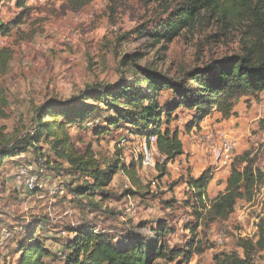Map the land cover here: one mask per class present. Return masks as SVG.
I'll return each mask as SVG.
<instances>
[{
    "label": "rangeland",
    "instance_id": "obj_1",
    "mask_svg": "<svg viewBox=\"0 0 264 264\" xmlns=\"http://www.w3.org/2000/svg\"><path fill=\"white\" fill-rule=\"evenodd\" d=\"M1 2L0 25H9L10 32L0 40V47L11 48L15 56L6 75L0 77V144L35 132V112L50 100L73 102L96 85L115 93L118 87L138 83L143 70L180 78L193 68L239 51L238 40L223 37L214 26L185 33L165 51L164 44L153 47L152 40L143 38L139 30L143 25L154 28L168 16L156 4L147 6L141 0H28L27 10L18 8L16 0ZM139 86V93L146 94L145 85ZM176 98L169 90L160 95L164 123L166 107ZM253 99L256 122L250 125L252 136L239 147L234 166L242 169L245 163L252 164L261 170L264 186V93ZM116 105L133 110L123 102ZM77 108L89 116L68 126L73 141L80 153L92 147L103 170L116 165L114 178L104 194L87 191L93 179L70 174L69 166L56 163L45 143L6 160L0 167V235L3 230L10 232L3 254L7 264L17 263L19 246L27 243L32 233L59 256L72 237L68 230L87 223L106 232L120 249L131 250L136 240L163 245L166 252L184 251L190 245L198 249L190 261L181 256L176 262L161 260L160 264H223L230 256L264 264V195L252 202L239 200L226 220L209 216L203 208L206 203L210 209L226 190L231 167L211 178L203 203L188 186L194 179L191 174L200 171L180 159L168 165L165 177L156 166L139 168L134 173L135 184L125 175L124 165L136 162L140 149L137 143H122L124 137L137 139L129 135L133 125L124 122L94 135L97 127L107 126L116 117L115 111L93 100ZM177 113L170 118V129L186 132L191 113ZM154 154L156 164L162 163L164 158ZM198 155L207 170H214L203 151ZM40 156L50 162L43 169L52 178L50 183L63 182L58 195H50L49 188L28 195L24 185L13 179L21 162L34 166ZM57 260L46 262L63 264L61 257Z\"/></svg>",
    "mask_w": 264,
    "mask_h": 264
},
{
    "label": "trees",
    "instance_id": "obj_2",
    "mask_svg": "<svg viewBox=\"0 0 264 264\" xmlns=\"http://www.w3.org/2000/svg\"><path fill=\"white\" fill-rule=\"evenodd\" d=\"M141 2L147 6L156 4L163 9V15L168 16L154 28L147 29L143 25L139 30L143 38L152 40L153 47L164 44L165 51L169 44L185 33L204 26H214L223 37H235L239 51L202 67L193 68L190 73L180 78L169 77L155 70H143V76L138 83L118 87L115 93L108 92L105 86L96 85L82 92L81 97L73 102L58 104L50 100L35 112V132L28 133L21 140L0 144V167L6 160L16 159L15 157L22 156L30 148L37 149L40 144L45 143L51 147L57 158L56 163L69 166L70 174L93 179L94 182L87 187V191L104 194L114 178L112 172H115L116 165L103 170L92 147L85 153H80L68 128L73 122L87 120L89 112L80 111L77 106L93 100L106 105L108 110H113L116 114L107 126L97 127L94 135L107 133L111 126H119L124 122L133 125L129 134L131 136L150 138L155 135L157 150L165 157V161L158 163L156 168L160 176L165 177L168 165L184 154L179 130L170 129V118L178 114L177 111L191 113V121L186 130L192 131L194 127L200 128V124L215 112L221 113L227 120L236 117L238 113L234 111V107L237 99L256 98L264 93V0ZM27 3L28 0H16L17 7L24 10L28 9ZM9 32V25H0V40L8 36ZM14 56L11 48L0 47V77L6 75ZM189 82L193 86H188ZM140 83L147 88L144 95L139 93ZM166 90L174 92L177 98L166 107L168 119L164 123L163 107L159 98ZM116 102H123L126 107L132 106L133 110L123 109V105H116ZM164 125L165 128L162 129ZM38 158L45 160L43 156ZM49 165L50 162L46 159L44 168ZM234 165L233 163L231 166L226 190L218 195L210 209L203 203L212 180L209 170L204 171L200 178L188 182L209 216L226 220L234 212L239 200L252 202L256 188L263 184L261 170L252 167V164L247 162L242 169ZM126 166L124 165L125 175L136 184L134 173L138 170V163L133 161ZM95 227L87 223L68 230L67 233L72 237L64 245L68 255L65 260L61 259L63 264H160L161 260L176 262L181 256L190 261L194 251L198 250H193L194 245H190L184 251L166 252L163 245H153L146 240H136L135 247L131 250L120 249L114 239L104 231H96ZM160 231L163 232V227H160ZM34 236L32 233L27 243L20 244V257L16 264H48L47 260L57 262L59 256H55L45 247L43 241ZM227 258L223 264H249L247 259L234 256Z\"/></svg>",
    "mask_w": 264,
    "mask_h": 264
},
{
    "label": "built area",
    "instance_id": "obj_3",
    "mask_svg": "<svg viewBox=\"0 0 264 264\" xmlns=\"http://www.w3.org/2000/svg\"><path fill=\"white\" fill-rule=\"evenodd\" d=\"M203 140L205 141L204 154H206L207 158L212 161V169L215 171L223 170L230 168L234 163V160L237 156V151L239 147V140L234 138L229 133L223 130H215V132L208 133L204 135ZM130 142L137 143L140 149V156L136 158V162L138 163V169H154L156 164L155 154L160 155L157 150L156 142L157 137L153 135V137H139L137 139L130 140L129 137H124L122 139L123 145H129ZM163 162L165 161V157ZM162 162V163H163ZM45 160L43 158H39V160L35 163V165L27 164L26 162H21L14 173L13 179L19 184H23L28 195L36 192L40 189L49 188L50 195H58L62 192V181H55L54 183H50L52 178L46 176L44 172ZM214 170L210 171L211 177L215 176ZM261 193V194H260ZM255 198L264 195V186H259L255 191ZM66 235V234H65ZM10 239V232L3 230L0 235V264H7L4 259V249ZM59 257L62 260H65L68 253L66 249L63 247L62 251L59 252Z\"/></svg>",
    "mask_w": 264,
    "mask_h": 264
},
{
    "label": "crops",
    "instance_id": "obj_4",
    "mask_svg": "<svg viewBox=\"0 0 264 264\" xmlns=\"http://www.w3.org/2000/svg\"><path fill=\"white\" fill-rule=\"evenodd\" d=\"M2 6H4V2H1L0 9ZM256 105L257 103L253 98L244 97L241 99H237L235 101V107H234V111L238 113L236 117L227 120L223 118L221 113L215 112L213 115L205 119L200 124V128L194 127L192 131H186V132L184 131L183 133H179L183 143L184 154L178 157L177 159H180V161L181 160L186 161L189 166L194 168V170L195 168H198V170L200 171L199 174H197L196 176H194V173H192L191 174L192 178L194 179L200 178L203 172L207 170L206 167L207 165L205 166L203 164L202 157L198 155V152L200 151H203L204 153V148H205V141L203 140L204 135L215 132V130H223L229 133L230 135H232L234 138H237L239 140V147H240L242 145V142H244V139L245 141H248L249 137L252 136L250 125L256 122V115H255ZM190 121L191 120H189L187 123H189ZM252 140L254 142L255 139ZM177 159L175 160L174 163L178 161ZM172 164L173 163L169 165L172 166ZM219 172L220 170L216 171V174L214 175L219 174ZM229 176L227 177V180Z\"/></svg>",
    "mask_w": 264,
    "mask_h": 264
}]
</instances>
